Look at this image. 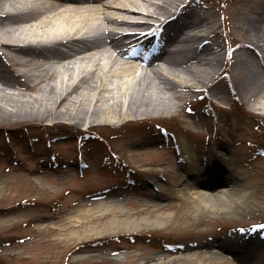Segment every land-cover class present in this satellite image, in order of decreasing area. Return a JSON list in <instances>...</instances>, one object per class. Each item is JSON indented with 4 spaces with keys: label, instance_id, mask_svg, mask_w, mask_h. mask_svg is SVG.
<instances>
[{
    "label": "bare ground",
    "instance_id": "6f19581e",
    "mask_svg": "<svg viewBox=\"0 0 264 264\" xmlns=\"http://www.w3.org/2000/svg\"><path fill=\"white\" fill-rule=\"evenodd\" d=\"M170 6L178 9L171 11ZM170 11L172 15L164 21L165 36L151 54L137 47L141 39L146 40L145 33L121 31L122 26H142L147 17ZM220 25L227 29V43L216 41ZM229 47L236 50L232 59ZM225 63L239 82V91L233 87L235 100L248 106L243 114L264 115V7L244 0L220 21L203 0H0V124H42L53 119L77 129L82 123L122 125L133 116L167 114L182 105L176 100L187 102V93L211 85ZM3 72L8 77V73L16 74L24 82L15 84ZM213 95L231 101L218 92ZM67 137L72 136L60 135ZM188 151L184 145L181 154L186 166L163 175L196 217L218 210L235 214L247 207L250 183L243 171L227 161L222 149L208 151L204 158L189 157ZM214 171L225 185L217 191L200 188ZM112 194L118 196L115 191ZM113 206L94 200L79 212L108 213ZM166 214L158 211L140 219L113 215L103 227L89 224L82 232L67 233L80 240L114 233L119 225L137 230L140 223L162 224ZM248 237L245 242L218 238L216 248L176 254L160 264H182L183 260L189 264H260L263 252L251 249Z\"/></svg>",
    "mask_w": 264,
    "mask_h": 264
},
{
    "label": "rangeland",
    "instance_id": "374dc122",
    "mask_svg": "<svg viewBox=\"0 0 264 264\" xmlns=\"http://www.w3.org/2000/svg\"><path fill=\"white\" fill-rule=\"evenodd\" d=\"M203 1L220 21L244 2ZM250 3L264 7V0ZM218 32L217 42H229L223 25ZM234 51L229 47L231 59ZM220 52L225 61L224 44ZM225 66L219 68L223 70L211 85L187 93V102L176 100L182 104L178 109L158 116H133L122 125L93 124L103 139L81 135L103 140L112 152L100 143L82 140L76 144L81 137L60 138L74 132L73 124H0V264H160L176 254L216 248L217 239L234 237L240 232L238 226L262 224L264 228V156L255 157L252 152L264 151V147L258 149L264 145V115L241 114V108L248 106L235 100L233 87L239 91V82L232 68ZM13 82L21 84L24 79ZM216 92L231 101L218 100L213 95ZM138 118L155 121L133 120ZM184 145L189 157L195 158L222 149L227 161L243 171L250 183L247 207L235 214L218 210L196 217L191 205L172 192L164 177L180 165L186 166L181 154ZM209 178L199 187L217 191L225 185L214 175ZM94 200L114 206L108 213L98 209L79 212ZM158 211L167 212L158 225L140 223L131 231H127L129 226L119 225L114 233L80 240L67 233L72 229L82 232L89 224L103 227L113 215L140 219ZM250 228L258 233L259 228ZM260 240L263 248L264 235ZM180 263L189 264L186 260Z\"/></svg>",
    "mask_w": 264,
    "mask_h": 264
}]
</instances>
